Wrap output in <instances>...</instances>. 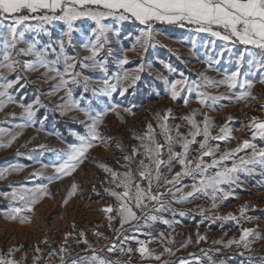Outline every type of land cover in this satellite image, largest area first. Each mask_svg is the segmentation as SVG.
Instances as JSON below:
<instances>
[{
  "label": "rangeland",
  "instance_id": "374dc122",
  "mask_svg": "<svg viewBox=\"0 0 264 264\" xmlns=\"http://www.w3.org/2000/svg\"><path fill=\"white\" fill-rule=\"evenodd\" d=\"M103 22L110 31L96 59L104 62L107 72L83 67L85 63H90L84 59L91 55L90 48L84 45L95 39L91 31L95 22L87 17L81 18L74 22L71 44L65 41L66 54L76 58L73 71L79 73L80 82L69 83L67 87L54 92L53 87L59 82V78H49L54 73L45 75L43 68L25 70L23 65L34 60V56L26 52L13 53L20 67L7 75L8 81H15L7 89L12 100L9 102L6 98H0L4 101L0 109V129L3 130L0 132V143L7 144L12 135H19L10 146L0 147V170L9 169L4 173V178H0L1 239L9 243L16 240L14 245H17L22 258H25L29 248L35 251L42 247L46 237L55 241L52 245L59 247L57 250L73 248L75 239L80 237L82 247L86 248L82 250L83 253L102 257L110 264H180L181 260L188 264L205 260L206 264H264V169L263 174L258 167L250 173H238L236 184L224 186L230 194L223 200L217 199L215 209L212 208L210 194L197 193L182 203L175 202L172 194H168L163 197L167 205L164 211L156 212L153 209L158 205L150 204L143 212L137 211V215L142 217L139 221H130L122 226L116 211L118 202L105 192L106 188L115 189V186L111 183L110 174L100 166L106 164L120 172L126 163L124 157L132 154L134 146L139 148L140 141L136 137L147 131L149 123L157 133L156 139L163 143V137L159 135L158 115L167 114L169 126L174 129L179 125V131L187 134L190 125L182 117L195 112L194 119L202 122L206 113L213 125V135L219 134L220 127L225 125L231 130L232 138L229 140L209 141L211 147L219 145L221 152L235 148L244 139L252 140V118L264 121V53L238 41H224L209 33H197L188 26L166 25L163 22L153 23L149 43L144 48L137 42L144 28L139 22H121L114 17ZM29 23L35 27L40 22L33 20ZM46 27L47 33L26 32L25 40L18 43L17 49L26 48L27 42L35 41L38 48L51 45L58 51V41L66 26L62 21H55ZM0 31L4 29L0 28ZM2 51L3 45L0 44ZM125 57L127 63H122ZM48 59H55V54L50 52ZM56 67L63 71V61ZM138 68L141 70L136 73L139 78L135 83L120 79L125 70L135 72ZM233 72L238 73L235 88L215 83ZM201 73L214 83L204 81ZM106 79L109 84L116 85V90L110 95L104 85ZM176 80H185L188 84L199 83V91L220 99L215 104L209 101L210 106L201 105L197 91L194 89L189 93L186 86L178 89L180 95L173 99L170 89ZM245 81L251 83L250 89ZM4 82L0 80V83ZM242 84L244 87H241ZM68 88L72 91L71 101L74 103H68ZM246 91H250L251 95L239 99L240 93ZM185 98L188 99L187 104L184 103ZM28 105H32L31 111L34 113L30 119L25 113ZM85 111L93 117L106 113L98 127L103 139L93 143L74 171L56 178L59 174L53 165L62 163L70 150L69 146L79 144L78 136L87 133L91 119L85 115ZM19 125L25 126L21 128ZM172 134H175L174 130ZM200 139L202 137H197V140ZM259 139L252 142L257 148H264L260 147L264 140L260 139L261 142ZM197 148L198 144L192 145V156L197 155ZM175 150H181L179 145ZM251 151H241L237 159L248 153L250 155ZM163 158L167 159V154ZM141 159L144 157L139 154L134 157L131 162L133 170L138 168ZM179 170L180 165L173 162L171 174L167 168L162 173L171 179V175ZM142 183L147 186V181ZM192 183L191 177H183L175 187L186 192L191 190ZM41 185H47V194L34 204H25L19 198L11 199V187L19 191ZM160 191H166V188H160ZM70 192L73 194L69 195ZM4 193L9 194L7 198ZM109 206L113 209L111 213L104 211ZM14 208L21 211L11 218ZM201 208L207 211L201 214ZM241 208L245 209L243 213ZM145 213L162 216L171 223L165 224L160 219L147 220ZM229 213L236 219L216 218ZM243 228L254 230L249 237V248L235 244L225 247L230 239H239ZM197 233L206 239L197 242ZM189 238L191 242L186 247L182 246ZM138 241L144 242L151 255H141ZM112 246H115L114 250L109 251ZM165 247L172 250L171 254L164 252ZM129 248L131 252H128ZM72 251L70 249L69 252ZM79 253L81 251L76 254L83 258L84 264L86 255L84 257ZM160 253L164 254L157 261L154 257ZM76 254L73 256L76 257ZM245 256L252 259L248 260ZM77 263L81 264L80 261Z\"/></svg>",
  "mask_w": 264,
  "mask_h": 264
},
{
  "label": "snow or ice",
  "instance_id": "6c2138e0",
  "mask_svg": "<svg viewBox=\"0 0 264 264\" xmlns=\"http://www.w3.org/2000/svg\"><path fill=\"white\" fill-rule=\"evenodd\" d=\"M85 17L95 22V27L91 30L95 39L84 45L85 48H90L91 55L84 58L90 63H85L83 67L98 68L104 72H107L104 62L97 60L96 57L107 42V34L110 31L109 26L103 21L113 17L121 22L134 20L143 25L144 28L141 29L137 42L141 43V47L144 48L149 43L153 23L163 22L169 25H179L180 27L188 26L197 33H209L211 36L224 41H238L242 45H251L264 53V0H0V28L4 29V31H0V44L3 45V51L0 52V80L5 81L0 83V98H6L9 102L12 100L7 89L15 81H8L7 75L16 72L17 68L20 67L19 61L13 55L14 52L17 55L26 52L34 56V60L23 65L25 70L36 71L43 68L45 69V75L54 73L53 76L49 77L50 79L59 78V82L53 87V92L67 87L69 83H79V73L73 71L76 58L66 54L65 41L67 40V43L71 44L74 22ZM33 20L40 23L33 27L29 23ZM55 21H62L66 26L62 38L58 41V51L56 47L51 45L38 48L35 41L27 42L26 48L17 49L18 43L25 40L26 32L47 33L48 28L46 25H50ZM21 26L22 30H20ZM50 52L55 54V59H48ZM61 60L64 65L63 71L56 67ZM122 63H127V57L124 58ZM140 70V68L135 72L125 70L123 77L120 79L135 83L139 78L136 73ZM201 76L207 83H214L203 73H201ZM237 76L238 73L233 72L224 80L215 83L227 84L229 88H235ZM86 81L87 78H85ZM245 84L249 89L252 86L247 81H245ZM104 85L109 95L116 90V85L109 84L107 79L104 80ZM85 86H87L86 83ZM185 86L189 93L194 89L197 91V98L201 105L210 106L209 101L211 104H215L220 99V97L213 96L208 92L199 91L201 88L199 83L188 84L185 80H176L171 84L170 94L172 98L176 99L180 95L178 89ZM241 87H244V85L242 84ZM50 94L53 93L50 92ZM67 95L69 97L68 103H74L71 101L72 91L70 88H68ZM250 95V91L241 92L238 98L245 99ZM184 103H188L187 98H185ZM3 106L4 101L0 100V109ZM31 109L32 105L25 108V113L29 119L34 115ZM81 111L84 110L81 109ZM126 111L129 110L126 109ZM105 114L102 112L93 117L85 111V115L91 119V123L87 125V133L78 136L79 144L69 146L70 150L62 163L53 165L56 173L59 174L56 178L74 171L87 151L93 146V143L98 139H103L98 127ZM203 115L202 122H197L194 119L195 112L182 117L190 125L187 134L179 131V125L174 126V129L169 126L167 114L164 116L158 115L159 135L163 137V143L156 139L157 133L153 125L149 123L147 131L142 136L136 137L140 141L139 148L134 146L132 154L124 157L126 163L123 166L128 169L127 171L118 172L106 164L100 165L105 172L110 174L111 183L115 186V189H123L122 191H116L114 188L105 189V192L118 202L116 211L122 226L130 221H139L142 217L137 215V211L143 212L150 204L155 203L158 205L153 209L154 211H164L167 205L163 197L168 194H172L173 200L177 203L186 202L197 193L210 194L213 201L212 208L215 209L218 206L217 199L223 200L229 196L230 193L225 190L224 186L230 187L236 184L238 173H250L257 165L264 168V148H257L256 144L252 142L257 138L264 140V121L253 117L250 122L252 140L244 139L235 148L221 152L219 145L211 147L209 141H227L232 138L231 130L225 125L220 127L219 134L213 135L211 132L213 125L210 118L206 113ZM24 126L19 125L21 128ZM173 130L175 131L174 135L172 134ZM2 131L0 129V132ZM18 135L19 133L12 135L7 144L0 143V147L10 146ZM197 137H202V139L197 140ZM194 144H198V148L195 149L197 155L192 156V145ZM177 145H179L180 151L175 150ZM40 147L43 148L44 146L40 145ZM141 149L142 151H140ZM247 149L252 150L251 154L240 156L237 159L238 153ZM138 154L142 155L144 159L139 160L138 169L133 172L131 162ZM165 154H167V159L163 158ZM205 157L211 158L210 162L206 161ZM173 162L180 165V170L172 174L171 179H168L166 174L162 173L161 168H167L168 173L171 174ZM8 171L9 169L0 170V178H4V173ZM183 177L193 179L190 191L185 192L182 188L175 187ZM144 181H147V186H143L142 182ZM154 186L155 191H153ZM75 187L73 185V189ZM160 188H166V191H160ZM45 194H47V185L19 191L13 189L11 199L16 200L19 198L25 204H34ZM72 194L69 193V195ZM177 194L179 195L177 196ZM3 195L7 198L9 194L4 193ZM244 210V208H241V213ZM20 211V208L12 209L11 218H15L14 214ZM104 211L111 213L113 209L109 206ZM205 211L207 210L200 209L201 214H204ZM181 215H183L182 212ZM145 216L150 221L160 219L165 224L171 223L162 216L147 215V213H145ZM216 218L221 220L236 219L231 213ZM253 233V229L243 228L239 239H230L225 247L235 244L248 249L249 237ZM161 237H163V233H161ZM205 239V236L197 233V242ZM84 242L87 243V240ZM190 242L191 239L189 238L182 246L186 247L187 243ZM138 243L140 244L138 251L142 256L145 254L151 255L143 241H138ZM213 243L223 242L214 241ZM114 247H109L108 250L113 251ZM121 250L123 251V249ZM61 251H64V249L62 248ZM131 251L132 249L129 248L128 252ZM164 252L171 254L172 250L165 247ZM163 254L155 255L154 259L159 261ZM34 259L39 260L40 258L37 256ZM197 259L199 258L197 257ZM91 261L92 264H110V262H106L102 257L96 255L91 257ZM0 264H18V262L0 256ZM72 264H77V261L73 260ZM164 264H167V262H164ZM180 264H188V262L181 260Z\"/></svg>",
  "mask_w": 264,
  "mask_h": 264
},
{
  "label": "crops",
  "instance_id": "0c3cea01",
  "mask_svg": "<svg viewBox=\"0 0 264 264\" xmlns=\"http://www.w3.org/2000/svg\"><path fill=\"white\" fill-rule=\"evenodd\" d=\"M164 24H166V23H164ZM261 146H264V142H262L260 147ZM205 160L209 162L211 160V158H207ZM256 167H258V169L261 170L262 174H263V169L264 168L260 167L259 165H257ZM120 169H121L120 172H125V171L128 170L124 166L121 167ZM137 169L133 170V168H132L133 172H136ZM164 169H166V168H163L162 171ZM244 177H245V175H244ZM109 178H111V177H109ZM250 187L253 188V186H250ZM10 191L12 193V191H13L12 187H11ZM180 208L185 209L184 207H180ZM91 236L93 237L92 234H91ZM43 239L44 238H42L41 240H43ZM91 241L92 240H90V242ZM15 242H16V240H14V241L12 240V242H10L11 243L10 244L5 239L2 240L1 237H0V256H4L6 258L13 259V260L17 261L18 264H72L73 260H76L77 262L80 261V263L82 264V262H83L82 259L83 258L79 257L76 253L79 252V251H81V253H83L82 250L86 249V248L82 247L83 241L80 239V237H77L75 239V242H76L75 246L73 248H70V249H73L72 252H69L70 249H67V248L64 249V251L57 250V248H59V247H55V245H52L53 242H55V241L50 239V237H46L45 238V243H44V245L42 247L39 248V251H37V249L34 251V250L29 248L27 253H25V255H26L25 258H22L20 256V251L18 252L17 245H14ZM65 246H67V244ZM132 246H134V245H132ZM90 247L92 248V246H90ZM76 249H77V252H75ZM67 250H69V251H67ZM81 253H79L81 256L83 254L86 255V258H84L85 259V263L84 264H92V261H91L92 254H87L86 252H84L83 254H81ZM90 253H93V252L90 251ZM74 254H76L77 256L74 257L73 256ZM85 255H83V256L85 257ZM87 255H90V256L87 257ZM37 256L40 258L39 260H35L34 259ZM71 256H73V257H71Z\"/></svg>",
  "mask_w": 264,
  "mask_h": 264
},
{
  "label": "trees",
  "instance_id": "16d2710c",
  "mask_svg": "<svg viewBox=\"0 0 264 264\" xmlns=\"http://www.w3.org/2000/svg\"><path fill=\"white\" fill-rule=\"evenodd\" d=\"M260 140V139H259ZM261 142H262V140H260ZM191 215V211H189V216ZM83 255H85V254H83ZM231 255H234V254H231ZM235 255H237V256H239V257H244V256H242L241 254H235ZM245 257H248V260H251L252 258H251V256H245ZM244 259V258H243ZM246 259V258H245ZM207 263V261L205 260V261H201V262H199V263H192V264H206Z\"/></svg>",
  "mask_w": 264,
  "mask_h": 264
}]
</instances>
